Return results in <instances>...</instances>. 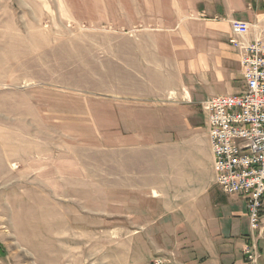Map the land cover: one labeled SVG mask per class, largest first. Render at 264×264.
<instances>
[{
    "label": "rangeland",
    "instance_id": "rangeland-1",
    "mask_svg": "<svg viewBox=\"0 0 264 264\" xmlns=\"http://www.w3.org/2000/svg\"><path fill=\"white\" fill-rule=\"evenodd\" d=\"M206 4L0 0V264L167 260L159 231L145 235L158 223L145 219L152 190L129 181L165 164L167 133L208 136L201 98L176 112L189 101L170 86L181 69L168 55L172 40L203 34ZM260 225L247 241L264 264V205Z\"/></svg>",
    "mask_w": 264,
    "mask_h": 264
},
{
    "label": "crops",
    "instance_id": "crops-1",
    "mask_svg": "<svg viewBox=\"0 0 264 264\" xmlns=\"http://www.w3.org/2000/svg\"><path fill=\"white\" fill-rule=\"evenodd\" d=\"M202 12L206 16L196 24L204 26L203 34L193 31L179 43L172 40L168 48L171 65L176 61L182 70L178 80H169L170 86L179 88L180 94L184 90L189 101L176 110L180 114L194 113L200 101L220 95L207 90L223 87L224 95L244 91L241 50L230 42L233 20L249 23L248 40L264 39V0H209ZM180 58L184 59L181 68ZM201 86L206 89L202 96ZM183 116H175L172 123L186 124ZM158 141L168 142V149H158L159 157L168 158L165 164L152 168L150 175L147 167L145 176L137 170L129 188L152 190V209L145 211L150 215L145 219L158 223L152 232L148 227L144 230L151 237L159 231L170 246L162 251L172 263L164 264H244L242 249L251 233L247 201L242 195L226 194L216 184L209 137L183 130ZM137 233L134 229L130 235Z\"/></svg>",
    "mask_w": 264,
    "mask_h": 264
},
{
    "label": "built area",
    "instance_id": "built-area-1",
    "mask_svg": "<svg viewBox=\"0 0 264 264\" xmlns=\"http://www.w3.org/2000/svg\"><path fill=\"white\" fill-rule=\"evenodd\" d=\"M230 42L241 50L245 89L203 100L215 182L228 195L246 198L250 226L260 229L264 205V39L248 40L250 25L231 22ZM254 238L243 247L245 264H261ZM155 259L154 264H164Z\"/></svg>",
    "mask_w": 264,
    "mask_h": 264
}]
</instances>
